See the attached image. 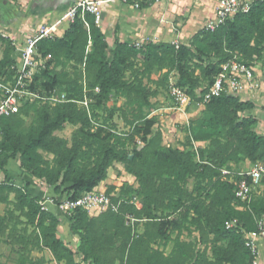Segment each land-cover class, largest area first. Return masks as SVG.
<instances>
[{
    "label": "trees",
    "instance_id": "16d2710c",
    "mask_svg": "<svg viewBox=\"0 0 264 264\" xmlns=\"http://www.w3.org/2000/svg\"><path fill=\"white\" fill-rule=\"evenodd\" d=\"M14 4L18 0H9ZM4 45L0 58V78L12 79L16 66L13 59L15 47L7 37L0 35ZM264 49V0H254L247 13H240L213 32L198 31L188 45L152 44L134 45L115 43L111 48L90 13L77 11L72 22L60 37L42 38L36 51L48 63L68 64L75 70L73 78H60L47 69L38 71L33 78L34 89L55 91L59 88L69 103L59 106L24 105L19 114L0 118V194L14 197V209L24 214L26 221L39 231L42 247L50 253L57 264H114L111 253L115 248V237L120 226L122 207L117 212L107 211L100 219L89 217L76 209L69 217L70 232L78 237L77 253H74L58 237L59 220L49 211L43 210L41 199L32 196L29 183L16 186L8 179L7 165L18 157L19 167L29 178H34L55 194L65 193L69 200H76L96 188L107 179L113 164H122L125 170L136 177L139 191L143 195L141 209L153 225L157 234L168 242V230H177L176 221L169 215L161 217L155 210L164 208L188 221L200 234L204 244L202 251L192 253L182 242H177L169 257L158 252L150 255L142 239H136L130 248L131 257L136 255L139 264H251L252 256L244 245L245 234L257 229V220L264 217V190L253 196L249 204L235 199L234 185L224 179L221 170L229 160L240 155L250 164L264 160V135L254 129L256 120L242 114L251 111L254 105L238 96L221 95L212 98L203 106L210 118L224 129L226 142H213L211 149L187 151L163 147L164 131L157 125L155 117L145 118L132 125L131 132L116 135L112 131L98 128L93 131L91 120L84 111L72 103L85 95L79 68L83 67L87 89L96 93L89 98L97 109L106 111L112 94L123 93L129 100L147 106L157 92L134 81L125 79L152 72L169 65L178 75L177 85L185 88L193 100L205 93L220 72V66L232 56L247 65L256 63ZM209 53L215 59L202 69L206 85L199 88L198 78L190 68L193 59L201 60ZM49 57V58H48ZM142 63L138 65V62ZM261 70V69H260ZM262 73V71H261ZM264 85V73H262ZM87 97V96H86ZM108 117L113 118L111 109ZM35 117L34 126L27 132L21 130L22 120ZM66 123L79 125L77 135L70 148L63 140L52 134L61 131ZM143 143L138 148L137 140ZM47 152L54 157L51 165L38 153ZM132 159L129 160V156ZM195 180L190 194L184 190L185 183ZM204 182V183H203ZM111 199V195L107 191ZM113 201V198L111 199ZM6 199L0 198V204ZM133 206V207H132ZM235 225L226 228V223ZM158 222V223H157ZM8 219L0 217V236L8 231ZM127 246V244H126ZM136 252V254H135Z\"/></svg>",
    "mask_w": 264,
    "mask_h": 264
},
{
    "label": "rangeland",
    "instance_id": "374dc122",
    "mask_svg": "<svg viewBox=\"0 0 264 264\" xmlns=\"http://www.w3.org/2000/svg\"><path fill=\"white\" fill-rule=\"evenodd\" d=\"M2 11L6 14L10 13V15L12 13L13 16H17L21 12L18 6L9 4L6 0H0V12ZM12 21L14 22V18ZM12 21L8 18H3V20L0 19V32L10 41L14 36L8 34L9 32H4L5 30L2 28L5 25L7 29H11ZM57 37H60L59 34H57ZM110 47L112 48L113 46ZM3 48L4 45L0 44L1 54ZM13 57L18 59V53H15ZM254 59V61L260 65L262 73H264V49L262 50L260 57ZM213 61H215V59L211 57L209 53H206L202 56L201 60L193 59L189 62L190 68L194 71V76L198 78L200 89H203L206 85L202 69L209 62L211 63ZM141 63L142 62L139 61L138 65ZM39 64L40 67L38 71L47 69L50 74L57 75L64 79L73 78L75 76V70H73L68 64H57L55 62L48 63V60L46 59L39 61ZM79 73L85 95L88 99L92 98L91 94L96 93V88L92 91L93 93L87 89L88 83L83 67L79 68ZM125 79L130 82L134 81L135 84H141L150 90L156 91L157 96L150 99L147 106H143L133 100L127 99L123 93L112 94L110 102L106 104V111L97 109L94 106V103H92L90 105V115L94 122L91 123V129L93 131L101 127L106 129V131H112L116 135L122 136V134L131 132L133 124H136L145 118L155 117L159 127L161 126L165 129L164 140L162 142L163 147L170 146L187 151L196 150L199 153L203 149H211L213 142H219L220 144L226 142L224 129L218 126L210 116L203 112V108L198 104L200 101L198 98H195L194 103H192V105H190L184 112L174 110L175 104L170 99L167 88L170 85L177 83L178 75L169 65H164L159 70L157 69L152 72L148 78L140 73L136 74V76L134 74L133 77H131L130 73H127ZM258 91L259 90L256 92ZM54 92L58 96L62 94L59 88ZM65 103L69 102L66 100L64 103L57 104L56 106ZM72 103L87 115L86 111L80 106L79 99L74 100ZM253 105L254 108L251 111L245 112L242 115H250L253 117L256 120L254 131L258 135H264V100H258ZM111 109L115 110L112 119L108 117L107 112ZM34 123L35 117H33V115L27 116L22 120L21 130L27 132L30 127L34 126ZM79 127V125L66 123L61 131L54 132L52 136L55 139L65 141L66 146L70 148L71 142L77 135ZM137 146L138 148L143 147V143L140 142L139 139L137 140ZM38 153L44 160L48 161V163L51 165L53 164L54 157L51 154L42 150H39ZM236 157L237 161H228L225 170L247 171L250 165L245 163L246 161L243 160L240 155L237 154ZM131 159L132 155L129 156V160ZM16 180H13L12 183H16L17 186L23 185V181H20L19 179ZM195 183L196 181L191 179L185 183L184 190L186 193L190 194L191 191H193ZM37 185L42 189L47 187L46 185ZM99 189L100 191H105L106 194L108 191L111 195V199L113 198V201L111 200L112 203L119 204L122 207L120 218L123 221V226L118 228L114 240L115 248L111 253L114 264H139L136 255L130 258V248L136 239H142L146 250L150 255L152 252H158L165 257H169L177 242L184 243L192 253L203 250L204 244L200 239V234L189 224V220H183L179 215H176L175 213L172 214L171 211L165 210L164 208L154 211L156 217H158V215L161 217L169 215L170 220L176 221L178 229L174 231L168 230L166 232V236L168 235L170 237L168 242H165L164 238L158 236L157 226L153 225L143 212L137 213L136 211L139 209L132 204L135 201H138L140 204L143 203V195L139 191L138 180L125 170L124 165L113 164L108 170L106 182ZM0 198L6 199V203L0 204V217L6 215L9 223L6 235L0 236V264H57L56 260L50 255V253L42 247L39 231L36 227L30 225L26 221L23 213L14 209L13 195L0 194ZM65 198V193L55 194L51 192V197L42 200V203H45V209L51 212L60 221L57 235L72 253H74V260L79 262L80 255L76 252L79 243L78 237L72 234L70 228L67 227V221H69V218L56 208ZM131 205L135 207L136 211L131 208ZM106 213L107 212L88 214L89 217L100 219L101 216L107 215ZM67 229L69 230V233Z\"/></svg>",
    "mask_w": 264,
    "mask_h": 264
},
{
    "label": "built area",
    "instance_id": "2783aa9c",
    "mask_svg": "<svg viewBox=\"0 0 264 264\" xmlns=\"http://www.w3.org/2000/svg\"><path fill=\"white\" fill-rule=\"evenodd\" d=\"M131 1L132 7L139 9L142 3H159L162 0H82L69 9L59 20L40 28L34 35L27 38L20 50V59L12 70L15 71L12 79L0 78V118H8L19 114L24 105H38L55 107L57 104L66 101L65 95H56L54 91H41L34 89L33 78L40 67L41 56L36 51V45L42 38L53 39L64 23L73 21L77 11L87 12L94 16L95 23L99 25L102 18L101 6L104 3ZM251 3L245 0H217L214 7V16L206 25L204 30L213 32L219 27L232 20L240 13H247ZM0 35L5 37L1 32ZM140 47L141 44H135ZM177 47L178 45L175 44ZM49 58V57H48ZM39 60V61H38ZM220 72L215 76L213 83L201 96L199 105L203 107L212 98L221 95H232L242 97L260 89L263 82L256 77L257 65H247L239 60L238 55L232 56L220 66ZM98 89L96 88V92ZM170 99L175 104L174 110L184 112L193 100L185 88L174 83L167 88ZM243 98V97H242ZM241 98V99H242ZM249 100V98H246ZM74 102V101H73ZM80 106L86 111L91 123H94L90 115V100L84 96L79 101ZM195 152H197L195 150ZM224 179L234 185V196L242 204H249L253 196L259 195L264 190V160L257 161L250 165L247 171L221 170ZM137 209L141 204L133 202ZM43 210H46L45 203H40ZM119 204L112 203L105 191H93L86 193L76 200L64 199L56 207L68 218L76 209H81L89 214L101 212H117ZM235 221L226 223V228L233 227ZM264 238V217L257 220V229L245 234L244 245L252 256L251 264H258L257 240Z\"/></svg>",
    "mask_w": 264,
    "mask_h": 264
},
{
    "label": "crops",
    "instance_id": "0c3cea01",
    "mask_svg": "<svg viewBox=\"0 0 264 264\" xmlns=\"http://www.w3.org/2000/svg\"><path fill=\"white\" fill-rule=\"evenodd\" d=\"M6 1L9 4L18 6L21 11L17 16H13L12 13L11 16L10 13L0 12V19L2 20L8 18L12 21L14 18L11 29H7L5 25L2 29L14 36L11 38V42L19 58L15 59L13 57L15 53L12 57L17 64L20 59V50L27 38L34 35L43 26H48L59 20L71 7L82 0H18L15 4L9 0ZM216 1L162 0L157 4L142 3L139 9L133 8L131 1L126 3L123 1L104 3L101 6V22L97 26L109 46H114L115 43L128 45H146L148 43L188 45L191 38L198 31L203 30L206 23L213 18ZM245 1L252 3L254 0ZM67 25L68 23H64L60 27L59 36L63 34V30ZM1 55L0 52V58ZM255 64L257 65L256 77L262 81L260 65ZM258 90V92L255 90L251 94L246 93L241 98L252 104H255L258 100H264V85ZM246 98H249V100H246ZM159 128L165 134L164 127L160 126ZM245 161V163L251 165L249 161ZM6 169L8 179L11 182L19 179L29 183L28 191L32 196L41 200L51 197L52 189L38 187L37 184L43 186L45 184L37 179L29 178L20 169L18 161L9 162ZM0 173V181H2L4 175L1 171ZM105 182H102L96 188V191H100L99 188ZM15 185L17 186L16 183ZM67 223V227L70 228V222L67 221ZM256 244L259 254L258 264H264V238L258 239Z\"/></svg>",
    "mask_w": 264,
    "mask_h": 264
}]
</instances>
